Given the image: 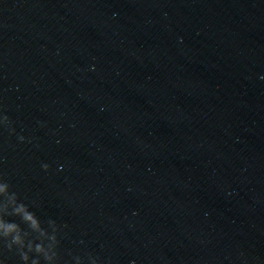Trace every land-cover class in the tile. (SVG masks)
Returning <instances> with one entry per match:
<instances>
[{
	"label": "water",
	"instance_id": "water-1",
	"mask_svg": "<svg viewBox=\"0 0 264 264\" xmlns=\"http://www.w3.org/2000/svg\"><path fill=\"white\" fill-rule=\"evenodd\" d=\"M0 77L67 264H264V0H0Z\"/></svg>",
	"mask_w": 264,
	"mask_h": 264
},
{
	"label": "clouds",
	"instance_id": "clouds-1",
	"mask_svg": "<svg viewBox=\"0 0 264 264\" xmlns=\"http://www.w3.org/2000/svg\"><path fill=\"white\" fill-rule=\"evenodd\" d=\"M0 128L14 134L7 115H0ZM18 139L24 142L23 136ZM42 167L48 171V165ZM60 244V226L51 220L45 226V222L0 177V264H6L10 258H18L19 264H67L63 261ZM72 259L75 264H85L84 256L76 255ZM86 259L89 264L99 261L91 254H86Z\"/></svg>",
	"mask_w": 264,
	"mask_h": 264
}]
</instances>
